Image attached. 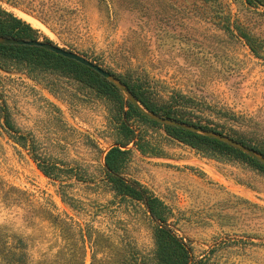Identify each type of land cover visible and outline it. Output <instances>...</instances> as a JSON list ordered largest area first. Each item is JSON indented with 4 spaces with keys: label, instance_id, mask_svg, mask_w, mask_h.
<instances>
[{
    "label": "rangeland",
    "instance_id": "rangeland-1",
    "mask_svg": "<svg viewBox=\"0 0 264 264\" xmlns=\"http://www.w3.org/2000/svg\"><path fill=\"white\" fill-rule=\"evenodd\" d=\"M225 2L263 44L262 57L237 34L219 31L196 0L0 5L30 24L37 40L164 97L185 95L187 110L203 124L264 141V8ZM10 68L0 69V252L20 243L24 264H92L94 251L107 264L119 250L151 258L155 223L147 208L117 196L104 182L105 156L118 138L114 101L74 78L53 85L49 74L34 79ZM6 112L28 144L66 170L59 174L63 182L46 176L28 150L8 137ZM131 124L141 132L144 149L128 147L134 151L124 174L167 206L171 228L194 258L203 264H264V173L208 158L163 128Z\"/></svg>",
    "mask_w": 264,
    "mask_h": 264
},
{
    "label": "trees",
    "instance_id": "trees-1",
    "mask_svg": "<svg viewBox=\"0 0 264 264\" xmlns=\"http://www.w3.org/2000/svg\"><path fill=\"white\" fill-rule=\"evenodd\" d=\"M196 1L200 2L204 10L209 11L210 18L219 31L223 34H237V37L244 39L256 57H262L263 44L258 42L257 37L251 35L253 33L250 26L239 15L233 14L230 5L225 0ZM244 3L249 8H264V0H244ZM36 32L26 21L4 10L0 5V37L37 40ZM11 66L16 67L14 69L20 72L28 73L34 79L46 77L49 74L53 85L61 83L64 78H74L85 86L97 89L114 101V120L119 125L117 126L118 138L105 156L104 182L117 196L143 204L147 208L153 223H155V228L153 234L154 252L151 258H146L138 251H131L129 254L119 250L116 253L117 260L110 264H203V261L194 258L185 240L171 228L169 224L170 213L167 206L159 198L150 194L138 181L125 176L124 172L128 160L134 151L128 147L133 144L136 149L141 151L144 149L141 144L143 141L142 134L135 125L131 124V121L136 120L138 126L163 128L171 139L189 146L211 159L242 162L262 173H264V165L225 142L152 120L127 100L113 83L75 60L40 47L0 45V69L10 71ZM112 74L126 85L140 104L150 113L229 136L264 156V141L251 138L242 131L235 130L232 133L234 135L219 131L191 116L187 110L188 103L191 101L185 95L171 94L164 97L154 92L150 86ZM7 109V104H4L3 110L7 111ZM2 120L8 137L28 150L32 158L38 163L39 169L49 178L63 182L60 180L59 174L66 170L60 168L57 163L46 161L45 156L39 154L35 147L28 144V138L16 130L9 112H6ZM21 248L20 243L13 248H5L0 252V264H24ZM96 256L97 253L94 251L92 264H107L98 261ZM81 264L85 263L82 262Z\"/></svg>",
    "mask_w": 264,
    "mask_h": 264
},
{
    "label": "water",
    "instance_id": "water-1",
    "mask_svg": "<svg viewBox=\"0 0 264 264\" xmlns=\"http://www.w3.org/2000/svg\"><path fill=\"white\" fill-rule=\"evenodd\" d=\"M0 45H19V46H31V47H40L46 50H49L55 54L61 55L65 58L75 60L91 69L99 73L101 76L106 78L109 82L113 83L129 100L135 107L139 108L145 115H147L152 120L162 123L164 125H169L173 127H177L189 132L198 133L204 136H209L220 140L222 142L227 143L228 145L243 151L244 153L250 155L251 157L255 158L261 164L264 165V156L256 152L254 149L244 145L242 142L235 140L229 136L222 135L220 133L214 131L204 130L201 127L188 125L186 123H182L178 120L165 118L162 116L155 115L147 111L137 100V98L129 91L124 83L121 82L116 76H114L111 72L107 71L100 65L96 64L95 62L87 59L83 55H80L74 51L64 49L58 45H55L50 42H44L40 40H27V39H18V38H10V37H0Z\"/></svg>",
    "mask_w": 264,
    "mask_h": 264
},
{
    "label": "bare ground",
    "instance_id": "bare-ground-1",
    "mask_svg": "<svg viewBox=\"0 0 264 264\" xmlns=\"http://www.w3.org/2000/svg\"><path fill=\"white\" fill-rule=\"evenodd\" d=\"M23 17H25L30 23H32V24H34V25H38L39 23L36 21V20H34V19H32L31 17H28V16H26L25 14H21ZM41 25V24H40Z\"/></svg>",
    "mask_w": 264,
    "mask_h": 264
}]
</instances>
